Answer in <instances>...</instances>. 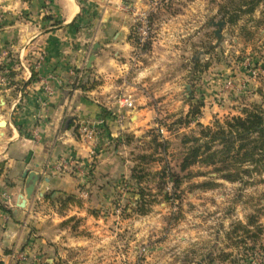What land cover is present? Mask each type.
Here are the masks:
<instances>
[{
  "label": "crops",
  "instance_id": "0c3cea01",
  "mask_svg": "<svg viewBox=\"0 0 264 264\" xmlns=\"http://www.w3.org/2000/svg\"><path fill=\"white\" fill-rule=\"evenodd\" d=\"M1 2L4 13L0 51H18L21 73L12 78L21 79V84L18 90L14 84L0 94L6 107L0 120L7 122L0 130L5 143L0 154V264H17L18 260L23 263L21 255H27L28 263L34 264H132L142 245L149 247V253L140 264H236L218 259L221 252L233 251L227 246L228 239L221 238L230 222L222 220L227 225H211L216 221L214 216L205 215L212 208L209 201L197 204V209L202 208L200 215L193 214L191 219L176 224L161 217L164 209L119 220L106 215L116 190L113 185L116 188L122 176L127 175L123 160L119 162L117 154L104 153L97 143L104 138V131L118 137L133 125L120 115L114 116L128 110L121 99H115V83L110 76L116 72L113 65L121 69L119 57L129 54L130 14L145 3ZM97 42L100 47L91 75L101 74L105 84L91 90H69L76 76L82 83L93 78L87 63ZM32 69L36 74L25 86ZM211 80L207 90L213 92L220 79L214 76ZM149 83L145 79L143 84ZM133 107L136 114L130 119L136 116L135 125L143 124L153 111L149 104L137 108L134 101ZM84 123L96 126L100 133L104 130L97 135L98 141L97 137L88 140L78 133ZM25 171H34L39 179L32 196L21 207L19 203L26 198ZM208 191L199 190L196 194L202 197ZM64 192L76 194L81 204L61 208L58 198ZM2 204L12 212L4 211ZM126 228L133 233L129 239L123 231ZM209 255L215 261H208Z\"/></svg>",
  "mask_w": 264,
  "mask_h": 264
},
{
  "label": "rangeland",
  "instance_id": "374dc122",
  "mask_svg": "<svg viewBox=\"0 0 264 264\" xmlns=\"http://www.w3.org/2000/svg\"><path fill=\"white\" fill-rule=\"evenodd\" d=\"M142 1L145 3L144 6L137 7L131 12L132 15L130 14L132 20L127 39L130 44L129 54L119 57L121 69L118 70V65H113L112 68L116 72L110 77L114 79L116 100L131 97L137 108L149 104L153 106V111L143 124L135 125L136 116L132 120L130 116L136 114V108L125 105L128 111L118 112L114 116L120 115L124 120L132 122L133 125L127 128L131 130H122L118 137H113L101 129L105 135L102 138L103 142L101 140V143H97L99 149L110 155L117 154L120 157L119 162L123 160V170L127 175L122 176L116 188L113 185L116 190L111 195V206L107 209L106 215L119 220L147 216L154 211L162 212L161 209H164L165 214L161 217H165L169 223L176 224L185 218L191 219L194 215H200L202 208L197 209V204L209 201L212 208L205 215L214 216L213 220L216 221L211 225L219 227L227 225V223L223 225L224 221L230 222L229 230L223 229V236L221 235V238L225 236V240L228 239L227 246L233 249L228 252L233 255V261L230 263L249 264L257 260L264 264L263 169L244 174L242 180L233 182L222 178L213 171L212 166L196 164L192 166V170L207 171L206 175L185 180L176 190L171 181H161L158 174L163 168L179 169V163L186 150L182 143L183 134L198 133L200 130L198 123L214 126L216 121L223 122L230 117L242 115L243 109L254 104H264L261 94L264 92V0L252 14L237 10L238 5H242L241 0ZM2 5L3 2L0 3V23L3 22ZM231 12H239L240 19L236 24L226 22L219 39L215 34L217 27L213 26L212 22L226 21L228 13ZM147 21L150 30L144 37L141 27ZM18 55L16 50L0 51V73L5 78L3 84L0 81V94H4L5 88L14 84L18 90L21 84V79L14 78L13 81L12 78L21 73L18 68L20 62ZM38 62L39 59L35 64ZM196 62L198 64H195ZM91 69L92 66L88 68L89 76L93 78L89 80L88 85L93 81L98 83L96 87L105 84L101 74L91 75ZM214 76L220 81L218 87L212 88L211 92L207 90L209 87L207 82L210 83ZM145 79L151 83L143 84ZM228 79H232L239 86L235 91L222 92L223 84ZM69 88L76 89L73 84H70ZM195 105L200 106V114L192 120L188 118L191 122L187 125L185 120ZM5 109V104L0 101V118L5 116ZM1 129L3 127H0ZM94 129L97 131L96 135L102 133L96 126ZM78 133L81 134L80 128ZM154 135L158 141L167 144L166 151L162 148L154 150V144L151 142ZM98 136L95 138L97 141ZM4 145V137L0 133V154ZM141 155H153L155 160L148 161L145 157L147 161L140 163ZM135 166L136 171L139 168L138 173L144 174L141 184H137L132 177V169ZM203 181H214L217 184L208 189L195 188V184ZM140 188L150 193L146 199H151L154 195L157 197L151 205V210L144 215L135 212L140 203L138 193ZM199 190L209 191L201 197L196 194ZM164 192H167V198ZM161 203L164 204L161 206ZM174 206L178 207L176 211ZM249 220L256 221V225L261 229L255 230L260 233V240L254 247L249 244L250 242L236 247L232 241L234 238H228L227 234L232 233L233 225L246 224ZM252 229H255L254 226ZM123 231L128 239L132 237L130 229L126 228ZM251 247L254 249H250ZM142 248H146L147 252L142 255L139 253L137 261L132 264H140L149 253L147 245H142L139 250ZM19 259L24 262L18 260L17 264H34L28 263L27 255H21Z\"/></svg>",
  "mask_w": 264,
  "mask_h": 264
},
{
  "label": "trees",
  "instance_id": "16d2710c",
  "mask_svg": "<svg viewBox=\"0 0 264 264\" xmlns=\"http://www.w3.org/2000/svg\"><path fill=\"white\" fill-rule=\"evenodd\" d=\"M262 0H241L242 5H238L237 10L244 13L252 14ZM245 6V9H243ZM239 12L228 13L226 22L229 24H236L240 19ZM195 64H198L196 62ZM35 72L33 70L32 76L24 85H28L34 78ZM89 81L82 83L76 76L73 80V87H81L84 90H90L96 87L98 83L95 81L88 85ZM264 98V92L261 93ZM200 114V106L195 105L187 115L185 124L189 125L191 120ZM200 130L196 134L184 133L182 143L186 146V150L179 163V169L168 167V170L161 169L158 173L161 181L169 180L172 182L173 188L178 189L182 186L183 181L193 178L194 176H204L207 171H193L192 166L200 164L201 166H212L213 171L219 174L222 178L228 181H237L244 178V174H251L254 170H264V104H254L250 108L243 109V114L230 117L223 122L216 121L214 126L203 125L198 123ZM154 150L158 148L167 150V144L158 141L156 135L152 137ZM155 160L153 155H141L140 163ZM3 164L0 163V172ZM261 168V169H260ZM139 170V168H138ZM137 170V171H138ZM136 171V166L132 169V177L135 178L137 184H141L144 179V174ZM163 181V182H164ZM214 181H203L195 184V188L208 189L215 186ZM140 203L137 205L135 212L139 215L147 214L151 210V205L156 201L155 195L153 198L146 199L150 193L144 189H139ZM167 192L164 196L167 198ZM61 208L67 207L69 204H81V199L73 193L64 192L58 198ZM1 208L11 213V209L6 205H1ZM254 226V230L252 227ZM256 225V221L249 220L248 223H239L237 226L233 225L232 233H228V238H234L233 244L237 246L251 244L256 246L260 240V233L255 230L261 229ZM257 228V229H256ZM240 229H242L240 231ZM251 247L250 249H254ZM233 255L228 252H221L218 259L222 261H233ZM208 261H215L212 255L207 257ZM235 263V262H233ZM252 264V263H249Z\"/></svg>",
  "mask_w": 264,
  "mask_h": 264
},
{
  "label": "built area",
  "instance_id": "2783aa9c",
  "mask_svg": "<svg viewBox=\"0 0 264 264\" xmlns=\"http://www.w3.org/2000/svg\"><path fill=\"white\" fill-rule=\"evenodd\" d=\"M149 30H150V25H149V23L147 21L141 27L142 35H144V37H145V35L148 34ZM0 64H1V58H0ZM37 64L39 65V63H37ZM255 73H256V71L254 70L253 74H255ZM4 80H5V78L2 77L1 73H0V81L2 82L1 84H3V82H5ZM238 86H239V84H236L232 79H228L223 84L222 92L235 91L236 88H238ZM242 86H244V84ZM47 90H51V89L49 87H47ZM121 100L123 101V104H125V105H127L129 107L133 106V101L130 100L129 98L124 97ZM80 131H81V134L85 137V139H88V140H93L97 136L96 135L97 131L94 129V127H92L90 124H87V123H84L83 125H81ZM5 198H8V196L5 195ZM176 209H178V207L174 206V210L175 211H176ZM145 252H147L146 248H142L141 251H140L141 255L144 254ZM256 262H257V260H254L252 262V264H256Z\"/></svg>",
  "mask_w": 264,
  "mask_h": 264
},
{
  "label": "water",
  "instance_id": "95a60500",
  "mask_svg": "<svg viewBox=\"0 0 264 264\" xmlns=\"http://www.w3.org/2000/svg\"><path fill=\"white\" fill-rule=\"evenodd\" d=\"M225 24H226V21L224 20L212 22V25L217 27V29L215 30V34L218 36L219 39L221 38V35H222L221 31ZM99 47H100V43L97 42L94 44L92 53L90 54L89 59H88V63H87L88 68L92 66V63L96 58L97 49H99ZM6 124L7 122L5 120H0V125H3L0 127H4ZM24 176L26 177V181H27V186L25 189L26 198H23V200L19 203L21 207L25 206L27 198H29L32 195L35 189L36 182L39 179V176L34 171H30L29 173L28 171H25Z\"/></svg>",
  "mask_w": 264,
  "mask_h": 264
}]
</instances>
